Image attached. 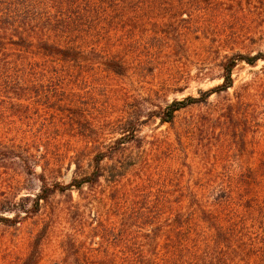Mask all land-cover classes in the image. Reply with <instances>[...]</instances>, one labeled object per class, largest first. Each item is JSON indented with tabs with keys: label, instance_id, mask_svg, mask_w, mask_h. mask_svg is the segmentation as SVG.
<instances>
[{
	"label": "rangeland",
	"instance_id": "374dc122",
	"mask_svg": "<svg viewBox=\"0 0 264 264\" xmlns=\"http://www.w3.org/2000/svg\"><path fill=\"white\" fill-rule=\"evenodd\" d=\"M210 2L196 0L193 19L183 13L185 21L177 25L141 22L140 45L121 46L120 41L128 42L119 26L85 28L77 38L84 52L76 68L36 48L6 46L0 55L5 77H0V140L15 149L29 147L41 159L30 174L20 163H0V193L11 201L32 209L45 167L49 186L90 174L98 149L119 137L108 130V122L135 112L143 123L139 147L127 143L119 157L102 163H134L120 186L137 212L122 215L126 202L115 201L114 185L104 178L93 188L74 189L72 197L70 191L58 192L41 201L39 213L16 225L0 223V264H24L35 250L38 264H61L70 241L83 243L93 257L117 255L121 246L113 236L128 216L133 217L128 233L134 253L154 229L145 217L158 202L155 216L161 224L184 214L188 222L178 238L190 246L216 234L203 210L217 216L232 239L241 233L244 244L264 238V0ZM196 16L210 21L202 26ZM125 54V75L107 70L108 58ZM236 54L262 58L254 65L238 62L232 87L177 112L172 123L155 116L174 99L199 97L200 90L220 85L221 64ZM25 197L30 199L22 201ZM159 233L157 259L172 245L166 237L175 232ZM255 249L264 251V239Z\"/></svg>",
	"mask_w": 264,
	"mask_h": 264
},
{
	"label": "trees",
	"instance_id": "16d2710c",
	"mask_svg": "<svg viewBox=\"0 0 264 264\" xmlns=\"http://www.w3.org/2000/svg\"><path fill=\"white\" fill-rule=\"evenodd\" d=\"M196 0H0V55L6 53L8 45H16L20 50L31 52L35 51L44 57L53 58L63 64H70L74 68L81 66L79 56L84 51L81 50L77 38L85 28L98 26L103 29L106 25L115 26V28H125L124 32L127 38L120 41V45H140L137 33H144V29H138L141 22L147 23L155 20L166 25L168 23L178 24L182 19V14L187 13L189 21L193 19V6ZM214 3L215 0H208ZM198 3V2H197ZM166 10V13L162 11ZM196 10V9H195ZM54 13H52V12ZM198 22L203 17L196 16ZM199 19H202L201 21ZM210 20L204 19L202 26ZM213 31L212 24L207 26ZM98 32V31H97ZM159 35V33H156ZM159 35L157 38L161 37ZM127 54L124 56H113L105 61L107 70L113 71L119 75H125L128 59ZM141 55H137L139 64ZM262 57L232 55L221 64L223 74V82L210 90H200L199 97L187 96L182 100L174 99L167 103L165 108H161L155 116L160 119L161 123H172L177 112L187 108L188 106L198 103H207L210 96L214 93L226 91L233 86L232 78L233 70L238 62L245 61L250 65H254ZM264 58V57H263ZM2 58H0L1 61ZM2 63H0L1 65ZM3 65V64H2ZM1 65V66H2ZM0 66V67H1ZM34 62L29 63L28 68L34 69ZM4 75L0 68V77ZM5 78V77H4ZM3 84V83H2ZM1 84V85H2ZM17 84L21 85L20 82ZM128 117H120L115 121L106 124L108 130L118 133L119 137L109 145L102 146L98 149L93 157L94 170L90 174H86L81 178H73L71 182L64 185L55 182L51 186L47 184L46 174L47 167L44 168L38 176V180L42 183L40 193L33 199L34 206L28 209L24 202L17 203L11 201L6 192L0 193V223L8 225H16L24 218H29L34 213L41 210V201L47 202L49 198L56 194L76 189L81 192L84 186L93 188L101 185V179L104 178L107 183L114 185L115 201L126 202L120 208L122 215L127 216L138 210L131 204L127 205L128 198L125 188L120 186L129 168L134 165L132 161L117 160L118 165H102L105 160L113 161L121 155L127 143H136L140 146V137L138 136L139 128L143 123L137 113H127ZM19 159L20 162L15 161ZM39 159V161H37ZM41 162L33 154L29 147L18 146V149L7 147L0 140V163L3 165L10 164L14 166L19 164L28 174L34 173L36 164ZM131 162V163H130ZM47 166V163H46ZM108 172V174H107ZM30 197H25L22 201H28ZM127 200V201H126ZM158 202L156 209L151 210V217L146 216L154 225L151 233H145L144 241L141 247L132 253L129 243V228L133 225L132 216L124 219L122 226L118 228V234L113 237L120 243L121 249L117 255H107L104 258L93 257L83 243L70 241V248L66 251L65 258L61 264H261L264 263V251L260 253L255 249L264 238H251L244 244V233L237 234L235 239L231 238L229 232L221 225L217 216L203 210V214L209 223V227L215 229L216 234L210 241L206 239L204 244H193L183 242L178 238V234L182 233L183 226L188 222L184 219V214L178 212L175 218L161 224L155 215V211L161 208ZM132 205V206H131ZM20 212H25L24 216ZM6 213H13V217L4 216ZM234 221H237L234 219ZM175 232L174 235L167 236L168 242L172 245L167 247L163 255H159V238L161 232ZM109 236V235H108ZM174 236V237H173ZM149 246V247H148ZM148 247V249H146ZM263 255V256H262ZM40 254L38 251H31L23 261L24 264H38Z\"/></svg>",
	"mask_w": 264,
	"mask_h": 264
}]
</instances>
